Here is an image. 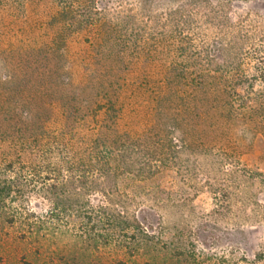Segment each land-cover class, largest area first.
<instances>
[{
	"label": "rangeland",
	"instance_id": "1",
	"mask_svg": "<svg viewBox=\"0 0 264 264\" xmlns=\"http://www.w3.org/2000/svg\"><path fill=\"white\" fill-rule=\"evenodd\" d=\"M182 1L153 6L164 18ZM209 1L229 22L209 25L203 9L187 27L195 40L188 49L167 45L169 29L143 18L139 0H95L109 17L83 27L59 13L60 0H0V112L3 99L18 103L20 112L27 110L20 103L42 100L49 104L48 128L77 138L99 122L67 128L63 114L86 116L92 108L70 111L63 101L111 99L121 133H155L164 122L178 138L189 136L179 168L120 180L122 200L141 225L135 239H89L105 229L93 230L79 210L55 211L34 198L35 228L10 226L0 211V264H264V0ZM114 11L140 19L122 33L110 20ZM219 37L249 53L229 76L227 120L214 111L212 93L203 106L199 89V73L207 69L197 64L200 48L209 43L217 54Z\"/></svg>",
	"mask_w": 264,
	"mask_h": 264
},
{
	"label": "trees",
	"instance_id": "2",
	"mask_svg": "<svg viewBox=\"0 0 264 264\" xmlns=\"http://www.w3.org/2000/svg\"><path fill=\"white\" fill-rule=\"evenodd\" d=\"M60 1L59 13L69 15L73 24L77 23L81 27L92 24L96 17H109L107 11L104 13L99 10L95 0ZM168 1L169 6L174 0ZM139 2L143 18L155 22L158 29H169V46L183 45L188 49L195 47V40L189 34L192 30L187 27L196 23L195 16L202 14L203 9L206 12L204 18L209 25L216 22L222 27L223 21L229 22L228 16L221 19L223 15L209 0H184L174 8H169L164 18L157 15L154 9L153 5L158 0ZM113 16L115 19L110 20L120 25L119 31L127 33L130 31L129 26L133 27L140 19L133 12L124 14L114 11ZM226 39L228 38L219 37L216 41L217 54H212L208 43L200 48L202 52L197 57L199 68H207L199 73V89L206 96L201 102L204 106L205 103L210 104L211 100H215L212 107L224 120L231 118L229 76L233 64L244 62L249 55L245 48L236 50L233 42ZM179 49L186 51L183 47ZM217 55H220V59ZM211 93L213 97L209 100ZM3 101L1 106L4 111L0 112V145L6 147L0 149V211L10 226L19 223L35 228L37 222H34L35 213L30 210V204L32 199L39 198L49 202L55 211L68 213L79 210L87 224L93 226V230L105 229L98 235L90 234L89 239L98 238L107 244L119 241V237L135 239L134 233L141 231V225L128 212L122 200L119 192L120 180L128 176L149 180L164 171L179 168L183 162V153L189 146L186 138L189 136L186 133L181 132L184 136L178 138L175 136L178 133L177 128H169L162 120L160 125L163 126L156 129L158 131L155 133L138 136L121 133L116 128L117 108L111 99L87 101L81 98L71 99L70 102L62 100L63 107L70 111L87 106L92 108L90 115L86 116L63 114L67 128L73 123L85 124L88 119L99 122L97 130L77 138L66 128L60 133L48 128L51 118L49 104L46 102L25 100L24 105H20L27 110L20 112L15 110L18 103L6 99ZM101 112L104 115L99 120ZM92 196H100L102 202L94 206L89 200ZM13 207L16 208L12 210ZM119 232L121 234L117 235ZM142 233L147 238L146 230L142 229Z\"/></svg>",
	"mask_w": 264,
	"mask_h": 264
}]
</instances>
